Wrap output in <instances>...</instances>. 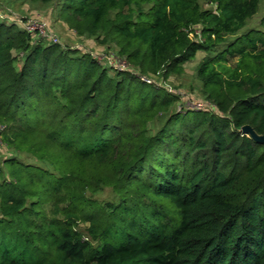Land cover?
Segmentation results:
<instances>
[{
	"label": "trees",
	"instance_id": "16d2710c",
	"mask_svg": "<svg viewBox=\"0 0 264 264\" xmlns=\"http://www.w3.org/2000/svg\"><path fill=\"white\" fill-rule=\"evenodd\" d=\"M20 1L126 68L0 18V264H264L261 0ZM199 52L213 112L140 79Z\"/></svg>",
	"mask_w": 264,
	"mask_h": 264
},
{
	"label": "rangeland",
	"instance_id": "374dc122",
	"mask_svg": "<svg viewBox=\"0 0 264 264\" xmlns=\"http://www.w3.org/2000/svg\"><path fill=\"white\" fill-rule=\"evenodd\" d=\"M199 2L204 8L211 7L205 0H199ZM9 11H11L10 15H8ZM262 15H264V0L260 1L258 12L247 21L246 28H257L258 20ZM0 18L6 22H16L19 26L22 24L19 21L21 19L43 20L46 22L48 29L57 36L61 46L78 48L79 51L89 53L106 66L125 67L123 60L117 55V50L113 46L107 47L105 44L98 43L93 39L77 36L57 17L51 6L20 0H0ZM203 56L204 54L199 52L195 58L183 65L180 74H171L164 82L159 77L155 78L158 84H164L165 87L180 96L179 103L182 107L194 110L193 101H206L200 92V81L196 77V67ZM168 89L167 92L170 93ZM9 154L10 152L0 142V157ZM28 160L31 161V158L29 157ZM87 195L101 202L113 201L115 198L110 188H103L97 193H88ZM80 228H84V225H80Z\"/></svg>",
	"mask_w": 264,
	"mask_h": 264
},
{
	"label": "built area",
	"instance_id": "2783aa9c",
	"mask_svg": "<svg viewBox=\"0 0 264 264\" xmlns=\"http://www.w3.org/2000/svg\"><path fill=\"white\" fill-rule=\"evenodd\" d=\"M19 21H20V23H22V24H20V27H22L24 30H26L28 32L35 33L39 38L45 40L46 42L60 44L57 36L52 31H50L48 29L45 21L40 20V19L32 20L31 18L26 19L24 21H21V20H19ZM123 64H124V62H123ZM109 66H111V65H109ZM124 66L125 67H123V68L119 67L116 69L123 70L124 68H126L125 64H124ZM140 79L143 80L144 82H147V83L156 84L157 86L166 89V91L168 89L167 87L164 86V84H158L157 83L158 81L156 79H153V78L147 79L144 77H140ZM168 91L171 94H177V93L173 92L172 90L168 89ZM193 105H194L193 106L194 110H198V111L206 110V111H210V112L214 111V105L207 102V101H193Z\"/></svg>",
	"mask_w": 264,
	"mask_h": 264
},
{
	"label": "water",
	"instance_id": "95a60500",
	"mask_svg": "<svg viewBox=\"0 0 264 264\" xmlns=\"http://www.w3.org/2000/svg\"><path fill=\"white\" fill-rule=\"evenodd\" d=\"M240 132L247 135L254 141L264 143V136L256 134L249 125L242 126Z\"/></svg>",
	"mask_w": 264,
	"mask_h": 264
}]
</instances>
